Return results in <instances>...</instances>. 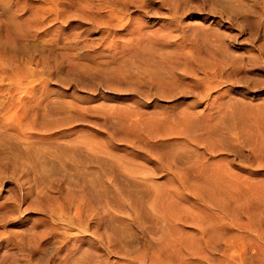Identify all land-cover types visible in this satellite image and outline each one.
Instances as JSON below:
<instances>
[{
    "label": "rangeland",
    "instance_id": "obj_1",
    "mask_svg": "<svg viewBox=\"0 0 264 264\" xmlns=\"http://www.w3.org/2000/svg\"><path fill=\"white\" fill-rule=\"evenodd\" d=\"M0 264H264V0H0Z\"/></svg>",
    "mask_w": 264,
    "mask_h": 264
}]
</instances>
